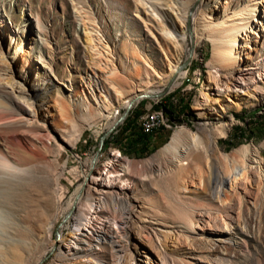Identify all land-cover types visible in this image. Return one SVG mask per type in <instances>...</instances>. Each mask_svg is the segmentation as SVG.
Instances as JSON below:
<instances>
[{"label": "rangeland", "instance_id": "1", "mask_svg": "<svg viewBox=\"0 0 264 264\" xmlns=\"http://www.w3.org/2000/svg\"><path fill=\"white\" fill-rule=\"evenodd\" d=\"M147 1L145 12L142 0H0L1 77L8 74L15 78L27 77L30 61L32 71L29 81L33 83L37 77L47 79L59 87L62 101L72 100V89H77L80 95L95 98L92 95L94 83H91L95 78L90 76L89 71L92 61L87 27L89 30L96 29V32L91 31L95 36L99 31L111 47L113 55L110 57L113 59L110 58L109 65L123 64L117 77L129 81V89L134 90L133 81L128 78L137 63L132 55L134 51L139 56L142 54L141 62H144V58L152 59V66L149 60L146 63L152 70V76L159 79L157 72L162 70L154 64L163 60L165 53L156 20L150 18V14L154 13L149 4L152 0ZM136 3L140 4L141 12L136 10ZM255 5L259 7L258 14L264 24V0H219L211 16L230 25L234 20L241 21L239 18L244 7L252 8ZM194 10L193 20L188 21L186 29L191 40L182 43L183 46L180 44L183 51L180 68L185 70V75L177 79L179 85L170 87V83L161 91L151 92V96L139 99L128 111L129 114L132 110H141L142 117L156 112L163 123L159 133L154 132L157 134L155 150L147 156L125 154L123 145L116 143L114 137L120 139L118 134L124 120L105 135L98 150L100 137L127 107L124 103L117 101L109 117L96 121L73 110L72 115L67 116L58 105L51 106L49 111L46 106L39 113L37 122L28 124L25 120L13 118L20 106L19 98L4 83V78L0 80V97L9 99L12 106V110L0 112L3 119L0 127L9 130L29 151L35 149L42 157L32 165L38 189L30 194H33L36 202L31 204L28 211L31 214L36 209L35 213L40 212L50 218L55 213L56 217L51 236L47 221L41 236L42 243L30 254L25 264H63L56 261L55 245L61 231L66 237L71 234L73 218L65 220V216L73 195L81 185L87 186L88 177L95 167L110 161L118 149L131 163L126 176L134 187L143 188V191L132 189L122 192L131 201L128 220L123 221L119 213L109 212L113 223L122 226L120 231L126 235L129 250L124 252L121 263H117L112 247L108 246L97 250L98 256L103 258L101 262L95 258L93 261L77 259L73 264H133V260L134 264H164L165 258L168 264H264V193L262 199H258L263 191L259 183L262 181L264 184V77H260L264 76V26L261 24L263 29L259 27L260 35L250 33V30L249 33L245 32L248 42H243L246 62L242 63L243 68L248 64L257 66L251 79L263 98L237 92L219 96L207 89V84L216 78L212 63L214 42L206 35L199 38L196 23L201 9L198 6ZM249 15L252 17V14ZM252 18L256 23V16ZM21 44L22 52L15 54ZM191 46L192 54L189 57ZM25 60H28L26 64ZM146 76V73L142 74V78ZM141 80L137 79L136 82L142 85ZM202 92L209 95L207 104L212 114L209 109L195 108V102L202 97ZM180 97L185 104L184 109L179 110L174 106L175 113L170 116L154 107L160 102L176 105ZM223 106L229 107L221 112ZM236 113L240 118L235 116ZM140 120L142 122L141 117L138 122ZM225 124L230 126L227 134L218 138L219 149L231 152L248 144L255 159L249 167L252 182L244 179L236 188H231L236 201H240L232 206L224 207L217 199L199 196L204 185L201 190L195 189V184L190 185L192 190L186 193H182L177 186L166 190V175L156 172L153 177H147V170L138 167L168 144L177 130L198 132L201 125L214 129ZM79 129L82 132L78 138ZM94 174L98 175L99 172L95 170ZM134 192L139 196H134ZM177 201L183 203L189 212L183 214ZM246 225H250L249 230H246Z\"/></svg>", "mask_w": 264, "mask_h": 264}, {"label": "bare ground", "instance_id": "2", "mask_svg": "<svg viewBox=\"0 0 264 264\" xmlns=\"http://www.w3.org/2000/svg\"><path fill=\"white\" fill-rule=\"evenodd\" d=\"M142 2L145 4L142 7L145 11L148 1L142 0ZM218 2L219 0H152L149 3L154 11L153 14H150V18L156 20L160 30L165 58L154 64L162 70L157 72L159 77L157 79V76H152V70H149L148 63H146L149 59L144 58V62H141L140 56L142 54L139 56L138 53L133 52L132 55L137 59V63L134 65L133 73L128 74V78L133 81V91L129 89V81L117 77L123 64L120 66L109 65L110 56L113 55V52L107 41L103 39L102 34H99L98 31L99 33L97 32L95 36L91 31L96 32V29L89 30L87 27L90 40V61H92L89 71L90 76L95 78L94 81H91L94 83L92 95L95 98L85 94L80 95L77 89H72V100L62 101L59 96V87L47 79L37 77L33 83L29 81L28 78L32 70L28 60L24 61V64L28 61L29 74L27 77H9L8 72L6 73L8 74L7 77H1L2 74H0V80L4 78V83L19 98L20 106L18 109L16 108L17 114L13 115V118L33 124L37 122L42 108L47 106L48 110L51 106L58 105L61 112L63 111L67 116L73 110L80 112V114H86L87 117L85 118L96 121V119L109 117L117 101L128 106L143 97L151 96V92L161 91L170 83L172 84L170 87L179 85L180 82L177 79L185 75V70L180 68L183 56L181 47L183 46L182 43L191 40L186 31L187 24L188 21L193 20L194 9L198 6L201 9V16L196 23V29L200 33L199 38L206 35L211 37L214 42L212 63L216 78L207 84V89L219 96L228 92H237L242 95L251 94L256 98H263L261 92L255 89V83L251 79L253 70H256L257 66L251 64H248L246 68L242 66L243 61L246 62V57L243 56L245 50L243 42H248V39L245 38V32L248 31L247 33H249L250 30V33L260 35L259 27L263 29L261 25L263 21L258 14L259 7L256 5L252 8L250 6L244 7L239 18L241 21L234 20L232 24L227 25L223 20H217L211 16L212 12H215V5ZM139 5L136 3V10L141 12L142 9ZM253 12L256 13L253 15ZM249 14H252V17L256 16V23ZM157 18L162 19V21ZM21 49L22 44L16 48L15 54L17 52L20 54ZM151 60H149L150 66L153 65ZM144 73L147 76L142 78ZM260 77L263 78L264 76ZM135 79H142V85H145L146 89L145 86L141 88V83L138 84ZM208 96L206 92H202V97L197 98L195 102V108L209 109L210 114H212V109L207 104ZM4 98L0 97V112L12 110V106L8 102L9 99L5 100ZM228 107L225 106L221 112ZM6 119L5 121L8 120ZM153 119L157 121L155 130L161 129L163 123L159 114L155 112L142 117V130ZM2 120L0 117V124ZM117 120L111 127L116 126ZM229 126L230 124H225L211 129L207 125H201L198 132L189 129L177 130L168 144L153 157L142 161L138 167L147 170V177H153L156 172H159V175H166L164 181L166 190L177 186L182 193H186L192 190L190 185L195 184L197 187L194 188L197 190L204 185L203 190L200 189L199 196L217 199L224 207L232 206L234 202L240 201H236L231 188H236L244 179L252 182L249 167L255 159L253 150L248 144L241 145L231 152H223L219 149L218 138L227 134ZM77 131L78 135H76L79 138L82 129ZM144 132L146 134L152 133V131ZM0 145V264H25L29 260L30 254L42 243L41 236L47 221L51 236L56 217L55 213L50 218L40 212L35 213L36 209L32 210L31 214L28 211L32 207L31 204L36 202L33 194L32 196L30 194L34 193L33 190L38 189L37 176L32 165L34 161L42 158L41 154L34 151L35 149L29 151L28 147L26 148L23 142L16 138V135L2 127H0ZM111 158L103 166H96L88 177L87 186L81 185L74 194L75 196L73 195L69 210L66 213L67 216H65V220L73 218L71 234L66 237L62 231L60 232V239L56 241L57 244L55 245L56 261L63 264H73V261L77 259L93 261L95 258L97 262H101L103 258L98 256L97 250L110 246L115 253L117 263L123 262L124 252L129 250V243L126 235L120 231L122 226L113 223L114 221L109 218V215L112 212L119 213L122 215L123 221L128 220L131 212V201L122 192L132 189L143 191V188L134 187L130 178L128 179L126 176L131 163L121 154L119 149L113 153ZM95 170L99 172L98 175L94 174ZM195 179L198 180L195 181ZM261 182L259 188L262 187L263 191L258 193L260 200L264 193V184ZM137 195L134 192V196ZM178 204L181 206L183 214L189 212L183 203L178 202ZM246 227V230L250 229V225H246ZM243 228L245 227L243 226ZM240 230L243 232L241 227ZM263 237L264 232L262 233ZM132 262L134 264V260ZM168 262V259L165 258L164 264H168Z\"/></svg>", "mask_w": 264, "mask_h": 264}, {"label": "trees", "instance_id": "3", "mask_svg": "<svg viewBox=\"0 0 264 264\" xmlns=\"http://www.w3.org/2000/svg\"><path fill=\"white\" fill-rule=\"evenodd\" d=\"M182 102L183 99H181L180 97L176 105H173L171 102L167 104L160 102L159 104H155L154 107L156 109H162L164 113L167 112L169 114L168 116H170L175 113V110H173L174 106L178 107L179 110L184 109L185 104ZM141 112V110H132L121 124L120 132L118 134L120 139L114 137L117 144H119L120 146L123 145V152L125 154H134L136 157L147 156L153 150H155L154 146H152L151 148L149 147L150 137L152 136V133L146 134V132H143L141 129V122L139 125V118L141 117L142 119ZM235 116L237 118H240V115L237 113L235 114ZM240 133H242L241 129Z\"/></svg>", "mask_w": 264, "mask_h": 264}, {"label": "water", "instance_id": "4", "mask_svg": "<svg viewBox=\"0 0 264 264\" xmlns=\"http://www.w3.org/2000/svg\"><path fill=\"white\" fill-rule=\"evenodd\" d=\"M191 54H192V46H191V49H190V51H189V57L191 56ZM189 57H188V58H189ZM183 65H184V64H183ZM131 106H132V104H129V105L124 109L122 115L118 118L117 123L123 121V120L126 118V116H127V114H128V111H129V109H130ZM117 123H116V124H117ZM113 128H114V127H111L110 129H108L107 132L104 133V134L100 137L98 150L101 148V145L103 144V140H104L105 135H106L109 131H111Z\"/></svg>", "mask_w": 264, "mask_h": 264}, {"label": "built area", "instance_id": "5", "mask_svg": "<svg viewBox=\"0 0 264 264\" xmlns=\"http://www.w3.org/2000/svg\"><path fill=\"white\" fill-rule=\"evenodd\" d=\"M155 123H157L156 119H153L151 122H148L145 125L144 130H142V131L143 132L144 131H152V133L159 131V130H155Z\"/></svg>", "mask_w": 264, "mask_h": 264}, {"label": "crops", "instance_id": "6", "mask_svg": "<svg viewBox=\"0 0 264 264\" xmlns=\"http://www.w3.org/2000/svg\"><path fill=\"white\" fill-rule=\"evenodd\" d=\"M141 122V121H140ZM139 122V124H140ZM141 127H142V122H141ZM159 133V131H157ZM156 133L152 134V136L150 137V143H149V147L151 148L152 146H154L155 142H156Z\"/></svg>", "mask_w": 264, "mask_h": 264}]
</instances>
